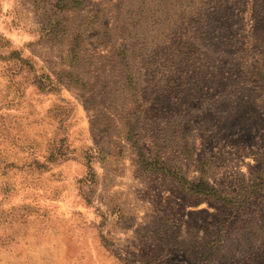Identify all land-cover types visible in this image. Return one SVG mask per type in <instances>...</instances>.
<instances>
[{
	"label": "rangeland",
	"instance_id": "374dc122",
	"mask_svg": "<svg viewBox=\"0 0 264 264\" xmlns=\"http://www.w3.org/2000/svg\"><path fill=\"white\" fill-rule=\"evenodd\" d=\"M0 264H264V0H0Z\"/></svg>",
	"mask_w": 264,
	"mask_h": 264
},
{
	"label": "crops",
	"instance_id": "0c3cea01",
	"mask_svg": "<svg viewBox=\"0 0 264 264\" xmlns=\"http://www.w3.org/2000/svg\"><path fill=\"white\" fill-rule=\"evenodd\" d=\"M58 86L64 87V84L61 85V82L58 81ZM143 179H144L143 177H135V175L127 176V177L126 175H120V176L117 175L115 177H109V176L97 177L96 176L92 178V181H93V186H95L96 189H98V187L100 186L107 194L108 193L109 194H114V193L122 194L123 192L126 191L128 187L131 188L132 191H129V195L135 196V200L129 203L134 209V212L132 214L134 215V218L132 219V222L138 223L143 219V212L141 209L143 207L146 208L147 206L144 203L142 207V203L139 202V198L141 195L140 191L143 185L145 184ZM100 208L102 209L103 207L101 206ZM106 208H107L106 210L103 209L104 211L102 213L104 214V216L108 217V220L116 219L118 222H120V220L123 222L128 216V214H126V207H123V206L121 207V205H119L115 201V198L113 197L111 198V202L108 205H106ZM130 221L131 219L128 222Z\"/></svg>",
	"mask_w": 264,
	"mask_h": 264
},
{
	"label": "trees",
	"instance_id": "16d2710c",
	"mask_svg": "<svg viewBox=\"0 0 264 264\" xmlns=\"http://www.w3.org/2000/svg\"><path fill=\"white\" fill-rule=\"evenodd\" d=\"M71 2V1H70ZM180 181V180H179ZM180 183H181V186H182V188L184 189V184L180 181ZM185 190V189H184ZM186 191V190H185ZM188 192V191H187ZM188 193H191V192H188Z\"/></svg>",
	"mask_w": 264,
	"mask_h": 264
}]
</instances>
